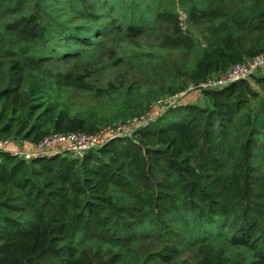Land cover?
Here are the masks:
<instances>
[{"label": "trees", "instance_id": "trees-1", "mask_svg": "<svg viewBox=\"0 0 264 264\" xmlns=\"http://www.w3.org/2000/svg\"><path fill=\"white\" fill-rule=\"evenodd\" d=\"M16 1L22 12L28 0ZM220 1L190 16L206 43L188 74L194 84L264 53V0ZM46 2L33 0L31 14L6 24L26 45H0L1 139L37 143L48 124L55 134L96 131L37 95L32 74L54 58L51 43L54 55L59 43L88 42L82 26L54 30L41 14ZM177 40L167 46L180 47ZM184 40L194 47L193 34ZM252 78L205 92L206 106L193 96L166 126L113 138L82 159L0 151V264H153L176 251L142 253L151 235L185 239L194 264H264V169L255 160L264 152V99L253 105L260 95L252 86L264 88V77Z\"/></svg>", "mask_w": 264, "mask_h": 264}, {"label": "rangeland", "instance_id": "rangeland-1", "mask_svg": "<svg viewBox=\"0 0 264 264\" xmlns=\"http://www.w3.org/2000/svg\"><path fill=\"white\" fill-rule=\"evenodd\" d=\"M41 14L52 18L54 30L61 25L82 26L88 42L59 43L58 52L51 55L53 46L46 53L54 58L47 61L36 76L39 100H47L65 111L93 123L96 132L106 128L125 126L136 128L128 137L136 138L138 130H155L166 126L180 115V108L194 101L195 94L186 93L194 83L188 74L205 48L198 25H193V12L210 11L222 7L220 0H46ZM223 1V0H222ZM229 0H225L228 4ZM16 0H0V45L17 49L26 42L9 31L7 23L28 16L33 10V0L22 5V12L12 8ZM177 18L178 26L166 23L163 17ZM189 34L195 37L194 47L187 49L184 39ZM166 38L182 43L178 48L167 46ZM40 46L44 43L40 42ZM166 45V46H165ZM260 77V75H254ZM253 77V76H252ZM249 78L252 81L253 78ZM42 79L44 82H40ZM58 80L57 83L54 81ZM264 99V88L252 82ZM180 94L176 105L164 109L158 100ZM196 101V98H195ZM197 103V102H195ZM208 104L207 97L198 103ZM48 134L53 135L51 124ZM95 132V131H94ZM46 135V136H47ZM242 132L237 136L240 137ZM15 142L22 141L11 139ZM260 140H262L260 138ZM28 142L30 148L36 142ZM63 146L56 145L57 150ZM226 148V147H225ZM257 165L264 169V152H258ZM177 248L175 252L160 257L153 264H194L198 259L196 249L184 242L173 243L151 235L142 247L147 251H162ZM228 250V249H227ZM122 264H132L125 257Z\"/></svg>", "mask_w": 264, "mask_h": 264}, {"label": "built area", "instance_id": "built-area-1", "mask_svg": "<svg viewBox=\"0 0 264 264\" xmlns=\"http://www.w3.org/2000/svg\"><path fill=\"white\" fill-rule=\"evenodd\" d=\"M253 75L264 77V53L252 58H246L241 62L230 66L223 74L207 78L198 84L190 85L186 93L195 94L196 102L201 103L204 100V93L208 91L221 90L227 86L248 80ZM180 94L169 96L158 100V104L164 109L174 106L178 103ZM132 127L125 126L106 128L99 132L82 133L69 132L65 134L47 135L39 140L30 148H11L12 140L0 138V151L8 152L12 157L31 160L34 158H44L57 153H63L71 158L82 159L90 150H95L105 144L107 141L129 136L133 131ZM61 145V150L56 149V145Z\"/></svg>", "mask_w": 264, "mask_h": 264}, {"label": "crops", "instance_id": "crops-1", "mask_svg": "<svg viewBox=\"0 0 264 264\" xmlns=\"http://www.w3.org/2000/svg\"><path fill=\"white\" fill-rule=\"evenodd\" d=\"M28 142L26 141H18L15 142L14 140L11 143V148H22V147H28Z\"/></svg>", "mask_w": 264, "mask_h": 264}]
</instances>
